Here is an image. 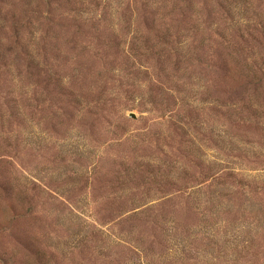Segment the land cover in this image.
Listing matches in <instances>:
<instances>
[{
	"label": "rangeland",
	"instance_id": "obj_1",
	"mask_svg": "<svg viewBox=\"0 0 264 264\" xmlns=\"http://www.w3.org/2000/svg\"><path fill=\"white\" fill-rule=\"evenodd\" d=\"M0 264H264V0H0Z\"/></svg>",
	"mask_w": 264,
	"mask_h": 264
},
{
	"label": "water",
	"instance_id": "obj_2",
	"mask_svg": "<svg viewBox=\"0 0 264 264\" xmlns=\"http://www.w3.org/2000/svg\"><path fill=\"white\" fill-rule=\"evenodd\" d=\"M132 115V114H131Z\"/></svg>",
	"mask_w": 264,
	"mask_h": 264
}]
</instances>
